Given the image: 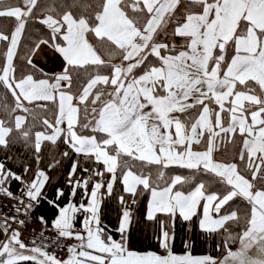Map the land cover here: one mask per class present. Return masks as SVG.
I'll use <instances>...</instances> for the list:
<instances>
[{
  "label": "snow or ice",
  "instance_id": "1",
  "mask_svg": "<svg viewBox=\"0 0 264 264\" xmlns=\"http://www.w3.org/2000/svg\"><path fill=\"white\" fill-rule=\"evenodd\" d=\"M0 20V198L13 201L0 264H264V0H0ZM48 51L59 62L45 71ZM61 140L48 170L71 161L68 202L56 189L50 226L37 217L25 243L51 182L44 148ZM17 144L35 167L9 154ZM143 201L136 222L155 226L159 251L130 246ZM178 221L219 237L222 255H194L191 239L177 253ZM67 240L65 258L48 250Z\"/></svg>",
  "mask_w": 264,
  "mask_h": 264
},
{
  "label": "trees",
  "instance_id": "2",
  "mask_svg": "<svg viewBox=\"0 0 264 264\" xmlns=\"http://www.w3.org/2000/svg\"><path fill=\"white\" fill-rule=\"evenodd\" d=\"M43 2V0H41ZM0 23H10L7 20H0ZM31 25H29V29ZM29 32L26 31L25 39L21 41V53L24 50L26 44H29L30 41L27 39ZM38 66L43 67L45 71L52 70L56 68V64L59 62V57L54 56L51 51H48L46 55H42L36 60ZM58 70V69H57ZM66 150V146L63 145L62 140L58 142V146H52L47 144L44 148L43 159L40 165L41 168H44L48 175L51 177V182L44 189V198L41 199L38 206L32 211V215L38 221L37 217L44 216L48 219L49 225L51 224V220L54 218L56 212L58 211L55 207L48 204V200H52L55 198L56 189H63L65 191V196L58 201L60 206H64L68 202V193L70 192V188L67 184V172L70 169L71 161L68 159H64L61 166L55 168L53 170H48V164L52 163L50 160V154L54 152H63ZM10 155L19 157L27 163L32 164L33 167L34 161L31 159V153L29 150L25 149L22 145L17 144L12 146L10 150ZM218 158L219 155H218ZM0 159H3V153L0 152ZM59 159V157H57ZM72 159H76L75 155H73ZM82 159V158H81ZM15 170L22 171V168L18 166V162L12 165ZM19 185L17 183L12 184V191L14 193L17 192ZM119 191V189H118ZM74 202L77 204L80 202V196L74 198ZM239 203V201H237ZM146 201L138 203L137 205H133L134 212V220H133V230L130 232V246L133 250L137 251H146V250H154L159 251L155 239H154V229L155 226L151 224V222H145L141 220L137 223V219L139 217L140 210L143 209ZM201 211V210H200ZM120 213V206L114 199H106L102 204V222L107 225L109 229H115L118 226V216ZM115 239H119L120 236L116 232L111 233ZM184 239H191L194 243L193 254L201 255L211 253L212 255H222L216 251V243L219 241V237L204 239L199 234V230H195L194 232H187V229L184 225H182L179 221L176 224V241H175V251L180 253L183 251V245L181 243ZM151 244V249H149V245Z\"/></svg>",
  "mask_w": 264,
  "mask_h": 264
},
{
  "label": "built area",
  "instance_id": "3",
  "mask_svg": "<svg viewBox=\"0 0 264 264\" xmlns=\"http://www.w3.org/2000/svg\"><path fill=\"white\" fill-rule=\"evenodd\" d=\"M13 203V201L0 198V215L3 214V212H7L10 205ZM25 203H31L30 200H25ZM21 219H24V216L20 217ZM42 230V225L38 223V221L34 218V216L31 214L30 217L27 218L26 226L24 230L22 231V239L25 241V243H29L34 236H38L39 232ZM45 235L49 236L50 239L56 238V233L53 231H46ZM39 243V240L37 241ZM74 240H67V241H61L60 247L56 248L55 246L49 247V251H55L58 258H65L66 257V245L75 243Z\"/></svg>",
  "mask_w": 264,
  "mask_h": 264
},
{
  "label": "crops",
  "instance_id": "4",
  "mask_svg": "<svg viewBox=\"0 0 264 264\" xmlns=\"http://www.w3.org/2000/svg\"><path fill=\"white\" fill-rule=\"evenodd\" d=\"M201 212H202V208H201ZM82 219H83V216L82 215H80V214H78V217H77V223H76V227H77V229H79L80 227H81V221H82ZM38 223L41 225V223L39 222V220H38ZM50 226V225H49Z\"/></svg>",
  "mask_w": 264,
  "mask_h": 264
},
{
  "label": "rangeland",
  "instance_id": "5",
  "mask_svg": "<svg viewBox=\"0 0 264 264\" xmlns=\"http://www.w3.org/2000/svg\"><path fill=\"white\" fill-rule=\"evenodd\" d=\"M232 247H233V250H235V248L238 247V243L235 245H232Z\"/></svg>",
  "mask_w": 264,
  "mask_h": 264
}]
</instances>
